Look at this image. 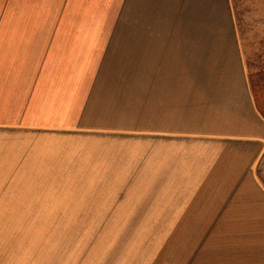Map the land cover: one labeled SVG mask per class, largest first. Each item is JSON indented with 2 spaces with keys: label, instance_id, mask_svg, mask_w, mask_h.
I'll return each mask as SVG.
<instances>
[{
  "label": "crops",
  "instance_id": "crops-1",
  "mask_svg": "<svg viewBox=\"0 0 264 264\" xmlns=\"http://www.w3.org/2000/svg\"><path fill=\"white\" fill-rule=\"evenodd\" d=\"M222 3L0 0V264H264V0Z\"/></svg>",
  "mask_w": 264,
  "mask_h": 264
},
{
  "label": "rangeland",
  "instance_id": "rangeland-1",
  "mask_svg": "<svg viewBox=\"0 0 264 264\" xmlns=\"http://www.w3.org/2000/svg\"><path fill=\"white\" fill-rule=\"evenodd\" d=\"M175 15H172V7L169 9V0H160V15L151 20L154 24L150 30L160 31H193L197 30L195 26L196 19L194 15H190L185 10V0H176ZM240 1V0H239ZM246 3H250V0H244ZM222 0H209L208 6V19L209 30L213 31H227L230 29L229 9L222 5ZM232 14H236L242 21L247 23L249 16H255L256 9L250 7L238 6L232 9ZM231 14V15H232ZM245 17V18H244ZM246 20V21H245ZM246 30L249 27V23L245 24ZM184 79V73H178V80ZM141 124V123H139ZM152 121L145 120V127H151Z\"/></svg>",
  "mask_w": 264,
  "mask_h": 264
}]
</instances>
